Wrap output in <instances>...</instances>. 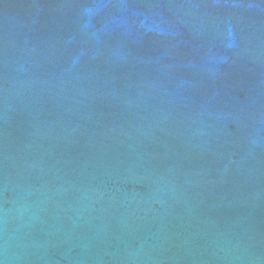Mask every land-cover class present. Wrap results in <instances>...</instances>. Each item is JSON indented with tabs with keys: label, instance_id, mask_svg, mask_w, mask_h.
<instances>
[{
	"label": "water",
	"instance_id": "water-1",
	"mask_svg": "<svg viewBox=\"0 0 264 264\" xmlns=\"http://www.w3.org/2000/svg\"><path fill=\"white\" fill-rule=\"evenodd\" d=\"M0 264H264V0H0Z\"/></svg>",
	"mask_w": 264,
	"mask_h": 264
}]
</instances>
